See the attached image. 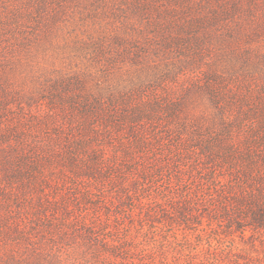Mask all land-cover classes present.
<instances>
[{
    "label": "rangeland",
    "instance_id": "374dc122",
    "mask_svg": "<svg viewBox=\"0 0 264 264\" xmlns=\"http://www.w3.org/2000/svg\"><path fill=\"white\" fill-rule=\"evenodd\" d=\"M264 0H0V264H264Z\"/></svg>",
    "mask_w": 264,
    "mask_h": 264
},
{
    "label": "trees",
    "instance_id": "16d2710c",
    "mask_svg": "<svg viewBox=\"0 0 264 264\" xmlns=\"http://www.w3.org/2000/svg\"><path fill=\"white\" fill-rule=\"evenodd\" d=\"M260 100L261 101H260V105L258 107V112H259V114H261L262 119L259 121V129H257V130L260 131L261 137H262V134L264 137V96Z\"/></svg>",
    "mask_w": 264,
    "mask_h": 264
}]
</instances>
